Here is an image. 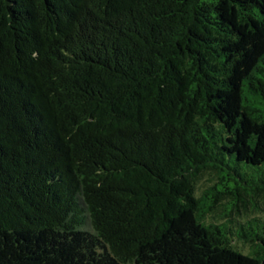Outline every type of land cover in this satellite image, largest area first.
<instances>
[{"label":"trees","instance_id":"16d2710c","mask_svg":"<svg viewBox=\"0 0 264 264\" xmlns=\"http://www.w3.org/2000/svg\"><path fill=\"white\" fill-rule=\"evenodd\" d=\"M261 204L264 0H0V264H264Z\"/></svg>","mask_w":264,"mask_h":264},{"label":"rangeland","instance_id":"374dc122","mask_svg":"<svg viewBox=\"0 0 264 264\" xmlns=\"http://www.w3.org/2000/svg\"><path fill=\"white\" fill-rule=\"evenodd\" d=\"M218 178L215 176V175H213V174H210V173H206V174H204V176H203V178L199 181V183H198V185H197V196L200 198V197H202L203 198V196H204V194H205V192L210 188V187H213V186H215L216 184H218ZM262 206H263V208H264V204H261ZM204 206V205H203ZM222 213H220V212H218V213H213V214H210V215H208V216H206V218H205V221L207 222V223H218V224H220V223H224L225 222V219H223L220 215H221ZM259 216V214L258 213H254V212H251V213H249V214H244V213H242L241 214V216L238 218V220L240 221V222H243V221H245L246 219H249V218H253V217H258ZM86 228L88 229V230H91V227H90V225H88L87 224V226H86ZM236 245L239 247V248H241V249H243V250H241L243 253H245V254H250V251H251V249L249 248V246H248V248H247V246L246 245H244V244H242L240 241H238L237 240V243H236ZM249 250V251H248Z\"/></svg>","mask_w":264,"mask_h":264}]
</instances>
